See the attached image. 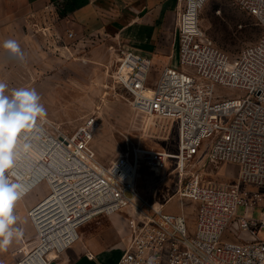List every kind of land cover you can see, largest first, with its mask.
<instances>
[{"label":"built area","instance_id":"2783aa9c","mask_svg":"<svg viewBox=\"0 0 264 264\" xmlns=\"http://www.w3.org/2000/svg\"><path fill=\"white\" fill-rule=\"evenodd\" d=\"M206 1L178 0L179 67H165L149 86L152 60L129 54L132 74L119 77L135 97L148 96L149 115L176 123L174 157L139 149L105 165L92 145L97 116L73 132L47 117L36 121L9 178L28 189L19 202L42 184L47 192L28 210L37 242L17 264H56L84 226L114 214L129 222L117 264H264V0H234L261 27L259 39L234 59L200 27L198 8ZM204 155L206 163L236 164V182L205 180L192 164ZM170 161L180 177V211L145 199L137 187L142 166L157 174ZM187 203L193 217L184 212Z\"/></svg>","mask_w":264,"mask_h":264},{"label":"rangeland","instance_id":"374dc122","mask_svg":"<svg viewBox=\"0 0 264 264\" xmlns=\"http://www.w3.org/2000/svg\"><path fill=\"white\" fill-rule=\"evenodd\" d=\"M50 2L51 9L45 14H36L44 6L43 3H37L32 11L30 5L15 4V15H12L15 16V32L3 30L0 40V81L7 84L6 93L22 87L35 89L47 110L46 117L69 132L76 131L87 117L97 116L101 127L92 145L98 159L105 165L122 155L134 156L139 149L175 155L178 150L176 123L149 115L148 108L142 107L140 100L141 96L149 100L148 96L138 94L135 97L119 80V77L124 79L126 74L131 75L134 69L129 54L142 55L137 47L127 42L123 34L124 26L131 19L141 16L148 7V0ZM92 3L97 7L98 17L93 19L90 14L85 22H81L76 11ZM198 18L206 36L231 59L261 35L257 20L240 9L234 0H208L199 9ZM30 26L35 27L37 32L31 31ZM70 33L74 34L73 38H69ZM175 35L174 29L169 38H175ZM7 39L19 43L24 53L23 61L3 49L2 43ZM167 63L179 67L178 57L173 56ZM161 70V66L151 69L149 86L156 82ZM149 91L147 89V94ZM204 159L205 155L192 164L196 165L195 170L205 180L236 182V164H211ZM175 167V161H170L164 170L156 174L142 166L137 185L141 196L159 205L168 203L169 210L180 211L176 196L180 177ZM46 192L47 187L42 184L25 201L17 203L15 214L20 215L22 220L17 222L16 227L23 230V236L14 240L7 251L0 252V264H17L36 245V233L28 208L32 206L31 198L40 200ZM193 207L185 204L184 212L192 215ZM261 211L257 209L254 216L259 217ZM243 213L244 209L239 208L238 215ZM97 219L94 224L87 225L89 236L103 233L110 225L109 216ZM190 221L192 223V218Z\"/></svg>","mask_w":264,"mask_h":264},{"label":"crops","instance_id":"0c3cea01","mask_svg":"<svg viewBox=\"0 0 264 264\" xmlns=\"http://www.w3.org/2000/svg\"><path fill=\"white\" fill-rule=\"evenodd\" d=\"M51 0H0V40L3 30L15 32V4L30 5L31 11L37 3H43L36 14H45L51 9ZM46 3V4H44ZM177 0H148V7L141 13V16L133 18L129 24L124 26L123 34L130 44L138 48L139 53L150 58L154 66L163 67L169 65L168 59L173 56L178 57V37L169 38V34L174 33L176 23ZM45 8V9H44ZM95 4L81 7L76 13L81 22L92 15L96 19L99 12ZM36 11V10H35ZM28 13V10L27 12ZM87 25L86 23H84ZM83 24V25H84ZM31 27V26H30ZM174 28V29H173ZM36 31L35 27L30 28ZM159 62L160 63L159 65ZM158 63V65L156 64ZM163 64V65H162ZM2 69V56L0 53V73ZM162 71V70H161ZM127 75V74H126ZM37 199L31 198L30 203L34 206ZM31 206V207H32ZM30 207V208H31ZM28 208V210L30 209ZM18 216V221L22 218ZM110 217V225L103 233L89 236L87 227L80 231L81 238L78 243L65 250L56 264H117L126 248V236L129 231L128 219L121 214H114ZM99 218V217H98ZM94 219L89 225L96 222ZM17 221V222H18ZM19 223V222H18ZM92 256V257H90Z\"/></svg>","mask_w":264,"mask_h":264},{"label":"clouds","instance_id":"9594fccd","mask_svg":"<svg viewBox=\"0 0 264 264\" xmlns=\"http://www.w3.org/2000/svg\"><path fill=\"white\" fill-rule=\"evenodd\" d=\"M2 47L10 55L24 60V53L16 40H4ZM7 88V84L0 81V138L3 144L0 147V252L7 251L14 240L23 236V230L16 227L15 208L28 189L9 177L16 175L14 169L29 147L24 140L36 121L47 116L41 96L35 89H12L8 95Z\"/></svg>","mask_w":264,"mask_h":264},{"label":"bare ground","instance_id":"6f19581e","mask_svg":"<svg viewBox=\"0 0 264 264\" xmlns=\"http://www.w3.org/2000/svg\"><path fill=\"white\" fill-rule=\"evenodd\" d=\"M199 4H197L196 6H198ZM202 7V5L199 6L198 8V11L199 9ZM131 75H124V79H129ZM151 90V89H150ZM149 94H150V91H149ZM140 100H141V106L142 107H145V108H148L149 110V100L145 99L144 96L140 97ZM171 157H174V154H171ZM160 172V171H159ZM159 172H157V174H159Z\"/></svg>","mask_w":264,"mask_h":264},{"label":"snow or ice","instance_id":"6c2138e0","mask_svg":"<svg viewBox=\"0 0 264 264\" xmlns=\"http://www.w3.org/2000/svg\"><path fill=\"white\" fill-rule=\"evenodd\" d=\"M25 119H27V118H25ZM3 146V144H2V138H0V147H2Z\"/></svg>","mask_w":264,"mask_h":264}]
</instances>
